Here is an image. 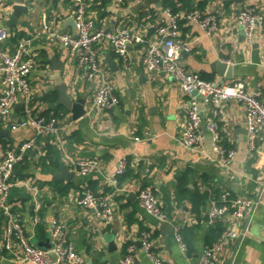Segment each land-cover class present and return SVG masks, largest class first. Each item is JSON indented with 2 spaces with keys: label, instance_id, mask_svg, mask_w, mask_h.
<instances>
[{
  "label": "crops",
  "instance_id": "1",
  "mask_svg": "<svg viewBox=\"0 0 264 264\" xmlns=\"http://www.w3.org/2000/svg\"><path fill=\"white\" fill-rule=\"evenodd\" d=\"M172 1L177 6L184 4L182 0ZM188 1V8L217 14L218 29L209 35L194 23L181 24L180 36L192 42L191 50L181 57L185 68L207 80L238 78L248 90L264 89V34L258 33L247 46L243 31L234 25V16L243 7L255 6L264 14V0ZM159 2L158 6L150 0H126L119 6L112 0H93L88 11L96 25L110 30L126 27L158 43L157 28L168 21L163 14L164 0ZM16 5L25 10L9 24ZM72 8L71 0L0 1V25L8 31L3 47L13 50L20 40H30L35 62L29 75L33 109L58 116L64 127L59 139L39 137L24 162L14 168L10 203L26 234L32 236L36 246L41 242L51 244L50 224L56 218L65 225L85 264H121L129 244L137 247L136 264H154L140 248L139 236L146 230L152 232V249L161 264H197L207 239H212L211 228L219 225L239 233L236 240L224 244L220 264H264V133L256 140L255 149H249L245 109L240 102L228 100L217 106H200L204 116H214L218 121L221 143L236 151L230 167L225 169L216 160L205 129L199 149L182 147L178 140L183 126L179 105L184 97L179 86L170 76L146 73L136 46L130 48L131 66L127 70L120 68L110 48L102 49L104 75L114 83L119 104L108 111L98 110L93 106L98 81L88 82L74 53L50 33L73 31L68 20ZM43 23L49 26L47 33L41 30ZM108 57L117 63L116 69L108 65ZM218 61L230 67L231 77L217 73ZM61 90L73 101L85 100L82 117L71 120V114L57 105ZM21 117V106L16 104L12 115L16 127L0 123V158L4 150L34 135L32 128L20 125ZM86 157L99 160V170L79 177L73 160ZM121 157L127 159V171L112 185L109 177ZM147 160L152 161L148 173ZM61 166L69 179L64 175L60 178ZM31 187H35L36 195ZM84 188L109 196L114 208L110 225H103L93 210L75 204ZM139 188L152 189L163 201L171 221L167 228L160 229L161 223L139 206ZM224 190L232 196L260 194L261 201L245 219L235 221L227 215L211 225L209 218L205 220L210 193L218 196ZM34 196L41 202L37 226L31 224ZM181 229L188 243L185 253L174 237L175 232L181 234ZM3 239L0 229V264H29L17 258V247L14 255L6 251Z\"/></svg>",
  "mask_w": 264,
  "mask_h": 264
},
{
  "label": "built area",
  "instance_id": "2",
  "mask_svg": "<svg viewBox=\"0 0 264 264\" xmlns=\"http://www.w3.org/2000/svg\"><path fill=\"white\" fill-rule=\"evenodd\" d=\"M1 1V0H0ZM73 10L70 18L75 23L74 31L53 30L50 33L61 45L70 49L75 55L76 63L88 82L98 81L93 106L101 111L111 110L119 104L114 83L104 75L101 61V51L110 48L122 70L131 66L130 48L139 47V61L143 70L152 75H167L172 77L179 86L184 99L179 109L183 114V126L179 135V143L185 149H199L204 141L205 129L212 141V151L216 160L225 169L236 156L234 149L225 147L221 143L220 126L214 116H204L202 107L217 106L228 100H235L245 109L247 130V145L255 149V142L264 133V89L248 90L245 83L238 78L227 81L221 79L207 80L198 73L188 70L182 63V55L192 48V42L180 36V26L184 22L196 24L206 34H213L218 29V16L215 13L203 12L198 8L189 11H173L169 7L163 10L167 24L157 28L159 42H152L139 33L126 27L110 30L102 25H96L89 15L88 7L93 0H71ZM116 5H122L126 0H112ZM234 25L244 33V43L250 46L259 34H264V14L255 6H246L238 10L234 16ZM42 32H48L49 26L43 23ZM8 37V31L0 25V123H11L13 108L21 106L22 121L20 125L32 128L34 135L19 144L4 150L0 158V229L3 234V248L20 261L29 264H85L83 257L77 252L70 240L65 225L54 218L50 224L51 248L37 247L32 236L27 235L23 224L18 220L10 203V191L14 183L11 177L14 168L24 162L27 153L37 144L39 137L60 138L63 126L58 116L37 113L31 105L30 72L34 68V57L31 53L30 40H20L13 50H7L3 43ZM229 61H227L228 63ZM202 107H201V106ZM136 141L139 138L135 139ZM152 161H146L148 173ZM75 174L86 177L99 170L100 163L94 157L77 158L73 160ZM127 170V159L121 157L116 168L109 177L112 185ZM35 191V187L29 188ZM139 206L159 223L171 222L164 210L163 201L150 188H139L136 192ZM261 195L232 196L224 190L218 196L210 193L207 207L209 223L216 224L230 215L239 221L245 219L255 206L260 203ZM81 208L95 212L102 224L108 226L114 217V208L109 196L96 193L84 188L75 200ZM41 202L34 196L31 220L32 226L40 223ZM239 233L235 230L223 228L217 240L211 245H205L198 257L197 264H220L224 244L233 242ZM177 245L183 253L187 246L179 232L174 234ZM140 248L153 259L154 264H161L153 252L151 231H142L139 236ZM135 244H129L121 259V264H136Z\"/></svg>",
  "mask_w": 264,
  "mask_h": 264
},
{
  "label": "water",
  "instance_id": "3",
  "mask_svg": "<svg viewBox=\"0 0 264 264\" xmlns=\"http://www.w3.org/2000/svg\"><path fill=\"white\" fill-rule=\"evenodd\" d=\"M221 1H227V2L234 1L236 3L242 2V0H221ZM150 3H154L155 5H158V6L160 5L159 0H150ZM23 8L24 7L17 6V5L14 7L13 13L11 14L10 19L8 21L9 24L15 23V20H16L15 18L20 15L22 10H25ZM68 20L72 22V23L71 22L70 23H71L72 29L74 31L75 23H74L73 19L70 18ZM106 61L112 69L117 68V63L111 57H108L106 59ZM215 69L219 75H221V76L225 75V77H231L230 67H227V65L225 63H223L221 61L216 62ZM58 93L59 94H58L57 105L62 106L67 112H69L71 114L70 115L71 120H76V119L82 117L86 113V110L84 108V106H85V100L84 99H78L77 101H73L69 97L68 93L65 90L58 91ZM63 175L66 176V179H69V173H65V167L61 166V173L59 175L60 178H62ZM205 220H208V215H205ZM168 226H169V224L167 222H163L160 224V229H163L165 227L167 228ZM167 230L169 231V229H167ZM173 230H174L173 227H171L170 231L173 232ZM109 244L111 247L113 245V242L110 241ZM51 246L52 245L49 242L37 243V247H40L43 249H49V248H51Z\"/></svg>",
  "mask_w": 264,
  "mask_h": 264
},
{
  "label": "trees",
  "instance_id": "4",
  "mask_svg": "<svg viewBox=\"0 0 264 264\" xmlns=\"http://www.w3.org/2000/svg\"><path fill=\"white\" fill-rule=\"evenodd\" d=\"M182 1L184 2V4L181 5V6H177V4L174 1H172V0H164L162 7H164V8L165 7H169L173 11H178V10H181V11H189V10H191V8H188L189 7V1L188 0H182ZM201 6L204 8V4H201ZM221 231H222V227H220L219 225H215L214 227H212L211 228V233H210L211 236H212V239H210V238L207 239V244L206 245H210L213 241L217 240V238L219 237ZM180 232H181L182 239H183V241L186 244V239L183 236L184 229L183 230L181 229ZM208 243H210V244H208ZM187 245H188V243L186 244V246Z\"/></svg>",
  "mask_w": 264,
  "mask_h": 264
}]
</instances>
